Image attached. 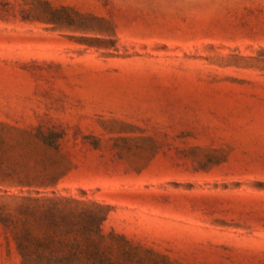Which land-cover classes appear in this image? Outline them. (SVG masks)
<instances>
[{
  "label": "rangeland",
  "instance_id": "rangeland-1",
  "mask_svg": "<svg viewBox=\"0 0 264 264\" xmlns=\"http://www.w3.org/2000/svg\"><path fill=\"white\" fill-rule=\"evenodd\" d=\"M18 194L61 199L57 239L96 264H264V0H0ZM19 232L0 222V264Z\"/></svg>",
  "mask_w": 264,
  "mask_h": 264
},
{
  "label": "trees",
  "instance_id": "trees-1",
  "mask_svg": "<svg viewBox=\"0 0 264 264\" xmlns=\"http://www.w3.org/2000/svg\"><path fill=\"white\" fill-rule=\"evenodd\" d=\"M9 197L11 203L0 204V222L7 226L20 227V232L15 238L24 264H33L34 262L39 264H85L84 258H87L88 261L89 258L93 259L92 264L97 263L93 254L89 256L82 254L89 248L88 241L82 246L76 238L69 243L57 239L59 227H66L65 218L57 216V212L59 213L62 207L61 199L32 196L31 194H18ZM7 210L11 211L7 212ZM43 219L52 228L53 234L46 241L32 234L33 229L40 225V221ZM83 230L87 232V228H83ZM64 246H69L71 250L60 255L59 251ZM45 248L48 250L47 253L44 251Z\"/></svg>",
  "mask_w": 264,
  "mask_h": 264
}]
</instances>
